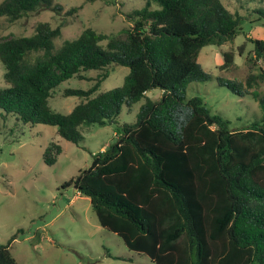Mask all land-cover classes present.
<instances>
[{
    "label": "trees",
    "instance_id": "trees-1",
    "mask_svg": "<svg viewBox=\"0 0 264 264\" xmlns=\"http://www.w3.org/2000/svg\"><path fill=\"white\" fill-rule=\"evenodd\" d=\"M156 3L158 8L152 9ZM43 9L63 10L54 0H3L9 21ZM78 7L68 10L69 14ZM116 34L86 27L57 48L62 27L40 21L31 35L0 37L5 88L0 119L57 127L80 143L81 126L114 122L124 104L145 99L137 120L117 127V139L66 183L91 199L99 223L155 264H264V38H249L246 82L218 76L240 96L252 94L261 119L232 129L200 96H187L191 82L212 75L198 58L206 45L221 46L242 31L241 19L222 0H147ZM242 53V52H241ZM234 63L224 53L222 67ZM130 68L121 86L100 91L113 65ZM99 71L88 89L67 88L82 100L69 113L52 108V91L83 72ZM161 88L163 95L147 92ZM63 147L51 141L44 162L54 165ZM0 243V264H20L11 244Z\"/></svg>",
    "mask_w": 264,
    "mask_h": 264
},
{
    "label": "rangeland",
    "instance_id": "rangeland-1",
    "mask_svg": "<svg viewBox=\"0 0 264 264\" xmlns=\"http://www.w3.org/2000/svg\"><path fill=\"white\" fill-rule=\"evenodd\" d=\"M146 1L54 0L63 10L43 9L15 21L0 16V37L31 35L40 21L62 27V35L55 39L57 48L86 27L116 34L132 24L129 15L142 9ZM222 1L240 17L242 31L224 45L202 48L198 60L212 78L191 82L187 96H200L236 129L260 120L261 107L252 94L240 96L220 85L218 76L246 82L248 58L254 48L248 39L264 38V0ZM73 7H78V11L69 14ZM151 8L158 5L153 3ZM225 52L234 54V63L227 68L222 67ZM260 68L264 69L263 61L257 62L254 71L261 72ZM129 71L126 65L111 66L100 91L121 86ZM4 73L5 66L0 61V89L7 86ZM83 73L88 78L74 76L53 89L50 104L54 110L66 114L81 102L82 97L65 96L64 90L90 88L99 71ZM255 90L264 94V80ZM147 95L160 98L163 90L152 89ZM144 100L132 106L124 104L114 122L82 125L84 139L80 143L63 138L53 125L25 124L15 116L0 119V243L15 236L11 251L20 264H155L147 255L130 250L118 234L103 228L91 199L80 194L74 185H66L92 164L95 154L116 141L118 126L137 120ZM53 140L63 147V152L54 165H47L43 153Z\"/></svg>",
    "mask_w": 264,
    "mask_h": 264
}]
</instances>
